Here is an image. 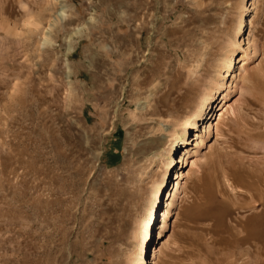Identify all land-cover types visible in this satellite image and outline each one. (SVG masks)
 I'll return each mask as SVG.
<instances>
[{
    "label": "rangeland",
    "instance_id": "obj_1",
    "mask_svg": "<svg viewBox=\"0 0 264 264\" xmlns=\"http://www.w3.org/2000/svg\"><path fill=\"white\" fill-rule=\"evenodd\" d=\"M155 247V264H264V0H0V264Z\"/></svg>",
    "mask_w": 264,
    "mask_h": 264
},
{
    "label": "bare ground",
    "instance_id": "obj_2",
    "mask_svg": "<svg viewBox=\"0 0 264 264\" xmlns=\"http://www.w3.org/2000/svg\"><path fill=\"white\" fill-rule=\"evenodd\" d=\"M247 4H248V2H247ZM250 8H251V3L249 4V7L248 8H245V11H249ZM244 53H246L245 50H244ZM233 57H234V55H232L230 57V61H229V64H228V67H227V70H226V76H225V78L226 77H230L233 74V69H234V64H235V63H233L234 62L233 61ZM240 62L243 63L241 60H238V63H240ZM214 99H215V96L213 95V93H210L207 96L204 105L202 106L201 110L197 114V118L193 121V123L191 125L192 127H190V129L196 130V132L194 133L196 138H192V140L195 141V142H198V140L200 138L199 135H198L197 128H199L200 126H202V127H204V129L206 128L208 130V132L211 131V123H210V120L212 119L213 114H210V113H211V109H212L211 108V105L214 103ZM225 99H226V97L223 96L222 102H221L222 105L217 110V112H219L218 121L224 116V113L227 111V108L229 107L226 102H223ZM230 110H231V107H230ZM199 122H202V123L200 125H198ZM203 122H205V123H203ZM216 129H218V125L216 126ZM187 131L188 130H185V134L183 135V138L176 139V141L173 144L174 147H175V145H180V146H183V145L188 146L189 145V142H187V140H186ZM217 131H220V130H217ZM189 153H190V151H188L187 149H185V151L183 152V155L180 156V160L178 161L177 164H180L181 167L179 168L178 171L175 172V179L174 180L184 179L185 175H183V171H181V169L183 167L186 168V166H188V163L186 165V162H187V159H188V158H186V155H188ZM192 164L193 163H191V165ZM193 166L195 167V164H193ZM192 175H193V171H191V170L186 174V176H189L190 178H192ZM237 182H238V184H241V182L239 180H237ZM177 186H178V184L175 183V187H177ZM238 186H240V185H238ZM254 189H255L254 187H249V190H251V191H253ZM174 194H175L174 192H173V194L169 193V195H168V197L166 199V206H165V209L166 210L163 212V215H162V218H163L162 223L163 224H165L164 223V220L167 219V217L169 215V212H170L169 209L172 206L171 201L168 202V200H169L170 197H174L175 196ZM252 197H253V195H252ZM254 197H256V196H254ZM257 199L258 198H256V200ZM257 202L258 203H255L253 207L248 208V211H250L252 209L255 210V208H258L259 206L262 205L261 202H260V200H258ZM153 218L154 217H153V214H152V216H151V222H149V224H148V226H147V228H146V230L144 232V235H143V241H144V243H147L146 241H147V239L149 237V233L151 235V229H152V227H151L152 225L151 224L153 222ZM257 222L258 221L255 218H253V217H250V218L246 219L244 225L241 227V233H243V235L245 237L259 238V239L262 238L263 232L257 228ZM157 251H158L157 250V247H155L153 249L152 254H151V261L148 264H155Z\"/></svg>",
    "mask_w": 264,
    "mask_h": 264
}]
</instances>
